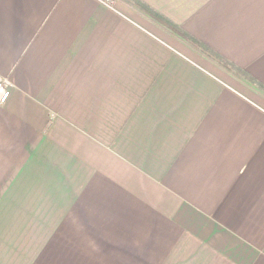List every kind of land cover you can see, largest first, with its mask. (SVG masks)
Segmentation results:
<instances>
[{"label": "crops", "instance_id": "obj_1", "mask_svg": "<svg viewBox=\"0 0 264 264\" xmlns=\"http://www.w3.org/2000/svg\"><path fill=\"white\" fill-rule=\"evenodd\" d=\"M0 264H264V0H0Z\"/></svg>", "mask_w": 264, "mask_h": 264}, {"label": "built area", "instance_id": "obj_2", "mask_svg": "<svg viewBox=\"0 0 264 264\" xmlns=\"http://www.w3.org/2000/svg\"><path fill=\"white\" fill-rule=\"evenodd\" d=\"M106 6L113 8L115 0H100ZM11 82L5 78L0 76V104H4L9 96L11 91Z\"/></svg>", "mask_w": 264, "mask_h": 264}]
</instances>
